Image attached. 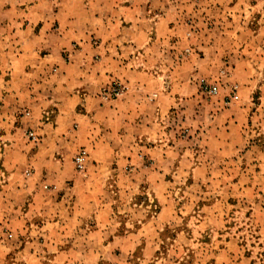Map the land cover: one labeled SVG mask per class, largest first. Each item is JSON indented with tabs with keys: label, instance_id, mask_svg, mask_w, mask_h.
I'll return each instance as SVG.
<instances>
[{
	"label": "rangeland",
	"instance_id": "1",
	"mask_svg": "<svg viewBox=\"0 0 264 264\" xmlns=\"http://www.w3.org/2000/svg\"><path fill=\"white\" fill-rule=\"evenodd\" d=\"M53 2L0 0V41L14 34L12 45H24L27 52V58L14 63V89L25 88L20 85L23 67L46 58L44 75L51 80L39 88L41 100L64 98L70 79L61 82L62 88L53 77L69 74V68L56 71L52 64L59 67L58 62L47 56L54 58L61 46L63 62L75 64L81 59L76 50L84 43L94 48L103 41L101 36L85 41L40 34L65 26L67 17L75 21L76 33L101 25L99 15L118 22L114 30L135 27L142 46L134 65L146 71L166 67L162 85L146 83L141 94L173 101L170 120L164 119L170 130L163 135L171 147L169 161L160 163L165 176L152 178L159 166L133 144L93 151L76 143L77 136L69 132L77 127L67 111L59 120L45 113L34 125L28 121L33 119L29 108L19 112L26 120L16 125L26 145L0 150V264H264V0H57L63 8L60 19L48 26ZM69 42L75 55L65 45ZM134 51L127 54L130 59ZM119 82L101 85L97 80L94 88L99 85L101 98L116 100L127 87L108 99L101 89ZM204 83L216 86V92L208 93ZM3 99L0 94V106L6 104ZM51 106L56 108L46 107ZM111 108L104 101L92 105L94 118L82 125L84 132L92 128L103 137L107 119L115 121ZM56 128L64 131L57 132L61 137L52 134L39 147L46 132ZM79 153L86 156L82 168L73 162ZM63 193L68 205L73 200L83 209L98 210L97 218L84 222L93 226L90 222L100 219L107 227L103 241L124 232L116 230L122 226L136 231L134 220L140 228L150 225L141 229L136 245H96L100 235L81 229L69 236L55 234L56 242L47 244L39 228L58 218L54 209ZM163 207L167 222L158 224L156 212ZM88 235L93 244L84 245L82 237ZM27 239L34 242L29 246L33 254H39L30 262Z\"/></svg>",
	"mask_w": 264,
	"mask_h": 264
},
{
	"label": "crops",
	"instance_id": "2",
	"mask_svg": "<svg viewBox=\"0 0 264 264\" xmlns=\"http://www.w3.org/2000/svg\"><path fill=\"white\" fill-rule=\"evenodd\" d=\"M55 1L56 2L52 3L54 14L48 26L54 24L56 19H60V12L63 10L61 3H58L57 0ZM97 20L102 24L95 27L91 26L85 32L76 33L73 26L75 21L67 17L65 19V26L62 24L58 29L50 28L47 32L43 31V33H40L45 36L52 35L62 37L64 40L67 38H81L88 41L92 36H101L103 40L99 47L94 48H91L90 44L84 43L82 49L76 50V53L79 54L81 59L75 64H73L72 61L68 64L63 62L64 58L61 53L63 47L61 46H59V52L54 58L51 55L47 56V58H50L49 60H55L53 63L58 62L59 67L52 64V66L56 68V71H62L63 67L69 68V74L60 73L53 78H56L55 81L60 83L67 79L69 81L70 79L68 82L70 88L65 89L68 90L65 94L66 97L64 96L62 99L52 97L48 99L46 103H43L41 100L42 93L39 91V88L43 87L46 81L49 83L51 80L44 75L47 59L41 58L36 65L23 67L20 85L21 87L24 85L25 88L23 90L14 89V80L18 76L14 63L27 58L26 47L21 44L16 46L12 45L9 39L14 37V34H8V36H5L4 41H0V81H2L0 94L1 97L4 98L3 101L6 102L4 106H0V150L11 148L20 149L22 146L26 145L25 141L19 138V133L21 131L18 127L19 123L16 125L17 120H26L24 117L20 118L19 112L28 110L29 108L33 119H29L28 121L30 124L34 125L39 123L37 118H43L45 113L51 114L53 118L59 120L63 118L62 112L67 111L66 116H69L77 127V129H71V132H69V135L72 137L75 138L77 136L75 139L76 143L86 146V148L90 150L96 148L99 150L109 145L119 147L122 144L131 148L130 144H133V147H135L134 150H138L139 153L143 152L147 154L153 159V166H159V170H155V174H150V176L153 178V176L158 175V178H161L165 176V174L160 171V163L167 164L169 161L168 153L171 148L167 142L168 140L163 137V135L167 136L170 131L166 129L164 119L170 120L169 110L171 102L173 101L169 96H160L158 98L150 96L148 98L143 96L141 92L145 93L144 84L146 83L155 84L157 86L162 85V81L167 75L164 72L166 67H156L161 71L159 72L157 69H148L146 71V69H140L138 66L134 65L136 59L135 55L138 51L137 48L138 46H142L141 40L136 37L137 32H134L135 27L128 32L114 30L118 22H115L114 19L108 15L105 17L99 15ZM33 26L32 24H27V29L31 28V30H33ZM127 28L128 27L124 26V29ZM22 33L23 30L20 32L18 31L15 35ZM153 44L155 46L156 38H154ZM65 45L70 50L71 54L75 55V50L71 48V45H74L70 42L68 44L65 43ZM133 50L136 51H134L133 58L130 59L131 57H128L127 54ZM92 55L96 58H93ZM33 76H35V79ZM114 79L121 81V83L127 87V91L124 93L123 97L107 101L100 97L99 85L98 88H94V84L97 83V80L103 85L107 81ZM61 87L63 88L62 83ZM98 101H104L106 105H110L112 107L110 110L115 113L113 115L115 116V121L107 119L108 125L107 128L104 129L103 137H98V132L94 129L92 130V128L84 132V128L82 127L86 120L90 121L94 118V112L90 110L91 106ZM49 104H55L56 108L51 106L47 109L46 106ZM80 106L83 107L84 110H87V112H84ZM109 121L112 122V125H110ZM113 124L116 125V129L113 128ZM57 132L62 134L64 131L58 130V128L47 131V135L43 137V142L45 141L47 144L52 134H56L57 137L60 138L61 136ZM157 140H162L163 142L157 144L155 143ZM113 141H115V143H113ZM45 142L40 144L39 147L44 146ZM1 156L3 155L0 153V157ZM4 164L5 163H1L3 166ZM13 167L14 165L11 166V168ZM129 176L135 177L131 174ZM58 197L61 202H56L57 204L54 209L55 216H58V218H54V223L52 225H41L39 228V233L46 238L47 244L49 241H52V244L56 242L52 239L55 238L53 237L55 234L69 236V231H79V229H81L83 234H87V231H95L100 235L99 240L95 243L96 245L106 246L109 244L122 245L129 243L136 245L139 244L142 239L141 229L150 225L149 222L143 224L142 228H140V226L136 225L137 222L134 220L132 222V227L134 228L137 226V230L135 229L136 231L133 230V232H129L122 226L116 230H122L124 232L119 233L116 237L114 236L112 241H103L101 236L103 233L102 231L107 228L106 225L103 224L100 219L99 221L92 220L90 224L93 226L85 225L86 221L84 222L87 217L97 218L99 213L96 212H98V210L83 209V206L77 203L74 204L73 200L70 201V205H68L64 203V193ZM59 204L61 208H57ZM165 210H167V208L163 207L159 212H156V218L154 220L156 223L165 224L167 222ZM60 216L63 219H59ZM75 222L78 225H73ZM59 231L60 233H58ZM63 233H65V235H63ZM71 237H73V234ZM82 238L84 240V245L89 243V245L93 244L89 239L92 238L90 235ZM85 239H88V242ZM38 240L42 242V239L38 238ZM30 241L31 240L27 239V244H25V258L27 262L39 256L38 253L33 254L29 246L33 245L34 242L32 243ZM40 244L42 245L43 242ZM58 251L66 252L65 250Z\"/></svg>",
	"mask_w": 264,
	"mask_h": 264
},
{
	"label": "built area",
	"instance_id": "3",
	"mask_svg": "<svg viewBox=\"0 0 264 264\" xmlns=\"http://www.w3.org/2000/svg\"><path fill=\"white\" fill-rule=\"evenodd\" d=\"M203 88L208 92V93H214L217 90L216 86H211L206 83H204ZM126 89V86L122 84L121 82L119 83H114L110 85H105L101 89V94L104 98H114L119 96L124 90ZM28 136L32 138V140L36 139V135L33 131L28 132ZM86 156L84 153H79L73 158V162L76 164L78 168H82L85 162Z\"/></svg>",
	"mask_w": 264,
	"mask_h": 264
}]
</instances>
